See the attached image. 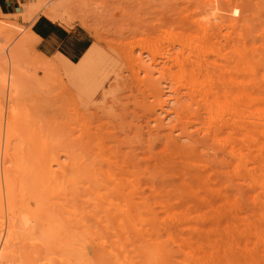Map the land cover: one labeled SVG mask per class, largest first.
<instances>
[{
  "label": "bare ground",
  "instance_id": "1",
  "mask_svg": "<svg viewBox=\"0 0 264 264\" xmlns=\"http://www.w3.org/2000/svg\"><path fill=\"white\" fill-rule=\"evenodd\" d=\"M161 1V41L96 33L78 62L32 27L89 29L92 0L0 12V264H264V45Z\"/></svg>",
  "mask_w": 264,
  "mask_h": 264
},
{
  "label": "rangeland",
  "instance_id": "2",
  "mask_svg": "<svg viewBox=\"0 0 264 264\" xmlns=\"http://www.w3.org/2000/svg\"><path fill=\"white\" fill-rule=\"evenodd\" d=\"M154 1L156 2L154 3ZM206 1L216 2L221 7H227L228 10L231 12V15H232L231 18H234V19L239 18L238 29L245 30L250 35V40L252 42H255L259 45L260 44L264 45V0H195L194 2L192 1V3H189L191 5L186 3L185 0H178V3L180 4H178V6H176L175 8L178 9V8H181L182 6L186 7L187 5H189L191 8H194L195 5L196 6L203 5L205 4ZM162 3L163 2L161 0L160 1L158 0H92L90 4H92L93 6H91L90 10H93L92 8H94V10L97 11L98 9V11L96 12V14L98 15H95L94 11H93L94 13L89 14V17L91 16V18H89L90 20L88 19L89 29H85L83 26H81L80 23H76L69 29V31L71 32V35L69 37L67 44L65 46H62L54 54L42 53L40 50L41 48H39L40 45H38L37 51H32L31 53H35L36 55H39V56L44 55L48 60L51 61L54 58H56V55L58 54V52H61L65 54L66 56H68L70 59H72L74 62H78L80 58L87 52V50L94 44L96 33H102L104 37L106 36L105 39L107 40L108 43L110 42L117 46L118 45L125 46L129 44L128 41L130 42L131 40H133L132 42H137L141 40V37L143 38L142 40H146L145 37L146 38L149 37L147 38L149 42H151L150 38H152V42L155 41L158 43L160 37L161 38L164 37L163 35L165 34L166 27L163 24H166L168 22L167 17L169 15L167 14L168 10L167 11L165 10V7L162 6ZM161 7H163V10ZM144 18L145 19L147 18L148 20L146 19L144 21ZM142 20L145 23L141 22ZM138 21L139 23L141 22V24H143L144 26L145 24H147V26L144 27V26H141V24L140 26H138L137 24H135V22H138ZM158 21L160 23H158ZM19 23L21 26H26L22 18ZM154 23L155 25H153ZM135 25L137 27H140L138 28V31ZM105 27L107 28L110 27V28L109 30H107V28L105 29ZM113 29L116 30L115 32L117 33L116 34L114 32L115 36L114 34H112ZM118 29L122 30V32L117 31ZM161 29H165V30L161 31ZM122 33L124 37H122ZM142 33L143 34L146 33V34L143 35ZM226 33L227 31L225 32V34ZM138 38L139 40H136ZM20 40H21V37H18L17 42ZM161 40L162 39H160V41ZM40 77L41 78L44 77L43 72H40ZM131 110H133L132 107H131ZM142 118L139 124L142 126L143 125L145 126L146 119L145 118L142 119ZM48 120H51V119L48 118ZM80 133L81 132H79L78 130L76 132L74 131L75 136H77V134L80 135ZM72 135H73V132H72Z\"/></svg>",
  "mask_w": 264,
  "mask_h": 264
},
{
  "label": "crops",
  "instance_id": "3",
  "mask_svg": "<svg viewBox=\"0 0 264 264\" xmlns=\"http://www.w3.org/2000/svg\"><path fill=\"white\" fill-rule=\"evenodd\" d=\"M19 1L24 2L29 0H0V12L6 15L17 13L20 8ZM35 28L38 29L41 35L35 31ZM32 30L42 39L39 48H41L40 50L44 54H54L62 46L67 44L71 35L69 30H65L61 26L52 23L44 17H41L33 25Z\"/></svg>",
  "mask_w": 264,
  "mask_h": 264
},
{
  "label": "trees",
  "instance_id": "4",
  "mask_svg": "<svg viewBox=\"0 0 264 264\" xmlns=\"http://www.w3.org/2000/svg\"><path fill=\"white\" fill-rule=\"evenodd\" d=\"M35 31H36L38 34H40V35H41V33L38 31V29H37V28H35Z\"/></svg>",
  "mask_w": 264,
  "mask_h": 264
}]
</instances>
